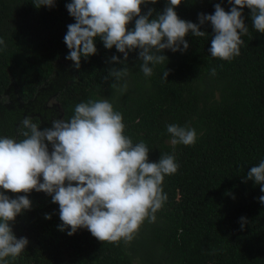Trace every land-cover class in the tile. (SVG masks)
Instances as JSON below:
<instances>
[{
  "label": "trees",
  "instance_id": "obj_1",
  "mask_svg": "<svg viewBox=\"0 0 264 264\" xmlns=\"http://www.w3.org/2000/svg\"><path fill=\"white\" fill-rule=\"evenodd\" d=\"M33 2L0 0V137L23 139L26 117L43 128L71 118L81 102L108 99L123 115L125 134L149 147V162L169 154L179 168L165 176L168 199L156 221H146L130 243H102L83 228L69 236L59 230V205L33 191L32 208L11 225L29 245L15 261L8 258L10 264H264V203L258 199L264 192L246 179L264 160V34L255 30L250 10H242L248 35L232 61L211 56L209 22L201 27L206 36L190 33L187 51L166 49L168 59L146 77L139 50L114 64L111 57L123 54L99 38L97 53L76 69L64 42L75 23L66 8L71 0H56L52 8ZM217 3L225 11L232 7L228 0H184L176 11L199 24V15L213 14ZM166 4H146L143 12H162ZM113 67L128 69L126 92L111 87L114 78L104 79ZM169 124L194 128L195 145L173 146Z\"/></svg>",
  "mask_w": 264,
  "mask_h": 264
},
{
  "label": "clouds",
  "instance_id": "obj_2",
  "mask_svg": "<svg viewBox=\"0 0 264 264\" xmlns=\"http://www.w3.org/2000/svg\"><path fill=\"white\" fill-rule=\"evenodd\" d=\"M183 2L167 0L162 12L149 9L145 13L142 6L158 0H71L66 8L75 23L67 26L64 37L69 49L66 59L79 69L82 59L97 53L95 41L99 38L105 48L115 47L123 54V59L111 57L114 64H123L131 52L139 50L141 71L150 77L153 67L168 59L162 54L166 49L187 51L186 37L190 33L206 36L201 27L209 22L213 29L211 56L229 62L238 57L244 44L241 37L248 35L244 8L250 10L255 30L264 34V0H228L230 11L217 3L213 14L199 15V24L179 17L176 8ZM33 3L37 8H52L56 0ZM4 44L0 39V45ZM211 74H216L215 68ZM128 75L126 67H113L104 79L114 78L111 87L126 92ZM168 76L167 69L163 78L168 80ZM22 127L26 130L21 140L0 137V264H10L8 258L15 261L29 245L27 237L17 238L11 225L32 208L29 194L33 191L46 193L59 205V230L69 236L83 228L102 243H130L146 221H156L168 199L163 189L165 176L175 174L179 165L169 154L149 162V147L142 141L134 144L125 134L123 115L108 99L81 102L71 118L53 120L43 128L26 117ZM166 127L173 146L195 145L194 128ZM246 179L264 192V160L247 171ZM258 199L264 203V196ZM45 218L51 219V215ZM246 224L242 217L241 228Z\"/></svg>",
  "mask_w": 264,
  "mask_h": 264
}]
</instances>
